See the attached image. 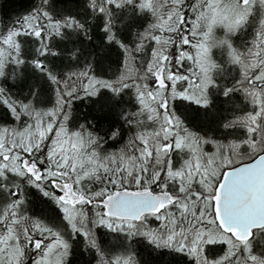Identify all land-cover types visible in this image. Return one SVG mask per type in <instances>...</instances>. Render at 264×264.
<instances>
[{"label": "snow or ice", "instance_id": "1", "mask_svg": "<svg viewBox=\"0 0 264 264\" xmlns=\"http://www.w3.org/2000/svg\"><path fill=\"white\" fill-rule=\"evenodd\" d=\"M0 264H264V0L0 17Z\"/></svg>", "mask_w": 264, "mask_h": 264}, {"label": "trees", "instance_id": "2", "mask_svg": "<svg viewBox=\"0 0 264 264\" xmlns=\"http://www.w3.org/2000/svg\"><path fill=\"white\" fill-rule=\"evenodd\" d=\"M68 0H65V3H67ZM32 0H0V17H4L9 18L10 16L14 17L20 13H22L24 10H26L29 5H31ZM70 10V9H69ZM130 33H127V35H123L122 34V39H126L130 37ZM98 39V37H94V40ZM73 43L75 41H72ZM67 43H69L68 40H65L63 42H59L58 44H60L61 46L66 45ZM115 47V46H114ZM62 59V58H61ZM55 62V61H54ZM12 82L9 81V84H11ZM79 104V102H78ZM79 106L81 108L84 107L83 104H79Z\"/></svg>", "mask_w": 264, "mask_h": 264}]
</instances>
